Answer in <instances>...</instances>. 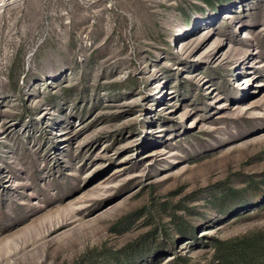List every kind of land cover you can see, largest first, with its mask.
<instances>
[{"label":"rangeland","instance_id":"obj_1","mask_svg":"<svg viewBox=\"0 0 264 264\" xmlns=\"http://www.w3.org/2000/svg\"><path fill=\"white\" fill-rule=\"evenodd\" d=\"M252 235L264 0H0V264H217Z\"/></svg>","mask_w":264,"mask_h":264},{"label":"trees","instance_id":"obj_2","mask_svg":"<svg viewBox=\"0 0 264 264\" xmlns=\"http://www.w3.org/2000/svg\"><path fill=\"white\" fill-rule=\"evenodd\" d=\"M264 241L252 235L229 242H216L215 261L217 264H264ZM129 251L123 257H129ZM172 264H188L187 259L173 258Z\"/></svg>","mask_w":264,"mask_h":264}]
</instances>
